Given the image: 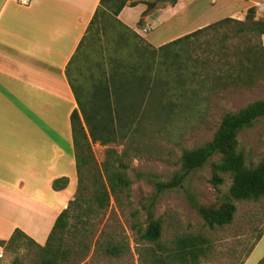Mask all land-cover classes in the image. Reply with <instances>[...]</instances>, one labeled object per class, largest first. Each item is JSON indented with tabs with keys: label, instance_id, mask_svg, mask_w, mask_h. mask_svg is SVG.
<instances>
[{
	"label": "rangeland",
	"instance_id": "obj_1",
	"mask_svg": "<svg viewBox=\"0 0 264 264\" xmlns=\"http://www.w3.org/2000/svg\"><path fill=\"white\" fill-rule=\"evenodd\" d=\"M251 7H255L254 20L264 21V0H177L176 5L160 1L147 15L156 17L158 13L160 17L155 22L149 20L151 29L148 32L140 31L155 45L171 35L192 31L223 18L245 21ZM147 16L141 17L144 24L138 26L139 29L146 25ZM236 28L237 24L233 23L220 27L219 31L233 34ZM98 29V37L92 43L97 53L85 58L83 72H94V77H98L97 65L103 57L107 64L123 65L127 62L137 64L142 70L149 58L142 49L143 42L149 43L145 37L142 41L127 35V31L120 29L111 17L99 21ZM248 35L253 44L264 45L262 35ZM238 41L239 37L233 39L235 43ZM85 45L81 53L88 50ZM123 69L127 70L126 67ZM161 76H167L169 84H157L152 97H148L143 104L139 118L134 117L131 124L118 130L116 140L107 144L99 141L92 144L94 158L101 169L108 160V150L116 152V166L131 184L118 188L111 195L108 206L102 211L99 208L94 211L99 213L85 215L79 210L72 213L69 219L71 227L64 232L58 245L65 252L64 258L58 256L57 264H151L153 251L162 255V247L169 248L178 236L185 234L201 235L207 241L206 255L200 258L198 264H264V198L232 199L237 208L233 221L213 229L205 226L203 218L191 204L194 199L204 206L219 207L230 198V174H221L224 182L220 185L211 181L212 166L219 156L213 157L203 168L191 172L183 185L158 195L154 216L162 222L161 243L158 245L141 238L147 226L144 206L156 193L153 181H167L179 172L183 150L211 140L227 111H238L264 98L262 68L255 69L252 79L238 86L219 87L216 75H212L207 88L204 85L197 89L196 83L195 91L191 90V81L185 84L190 91L186 90L187 87L182 89V85L174 80V72L173 77L163 72ZM188 76L192 80L190 73ZM130 99L131 94H128L125 102ZM171 101L179 102V105L170 109L168 103ZM123 117L126 118V115ZM238 140V149L248 166L264 162L263 118L252 127L243 129ZM80 213L81 219L76 217ZM112 245L120 247L121 253H108L106 249ZM2 248L0 259L3 264H12L15 258L22 264H39L41 257L48 255L25 241Z\"/></svg>",
	"mask_w": 264,
	"mask_h": 264
},
{
	"label": "trees",
	"instance_id": "obj_2",
	"mask_svg": "<svg viewBox=\"0 0 264 264\" xmlns=\"http://www.w3.org/2000/svg\"><path fill=\"white\" fill-rule=\"evenodd\" d=\"M160 1H169L172 5L177 4V0L100 1V6L86 35L67 67V77L79 105V108L75 109L71 115L78 170V185L74 199L57 217L45 245L38 244L22 230L16 229L8 240H0L1 247L25 241L34 245L41 253L47 252L48 255H43L39 264H57L58 256L64 258L65 252L58 245L62 242L64 232L71 227L69 219L72 213L76 210L83 211L85 215L99 213H94V211L98 208L102 211L108 206L111 195L118 188L130 186L131 181L116 166V152L112 149L108 150V160L101 169L94 158L92 144L98 141L107 144L116 140L118 130L131 124L134 117H140L142 114L140 104H145L147 98L152 97L157 84H169L167 76L163 78L161 72L166 75L170 74L171 77L174 72V80L182 85V89L187 87V91L190 90L185 84L191 81V90L195 91L196 83L197 89L203 88L204 85L207 88L212 75H216V83L219 87L238 86L252 79L255 69H264V45L253 44L252 38L248 35H263L264 21L254 20L255 7H251L245 21L230 17L223 18L158 48L143 42V52L149 58L144 62L142 70L137 64L127 62L123 65L121 63H115L117 64L115 65L113 62L107 64L103 57L102 62L97 65L100 74L98 77H94V72L82 71L85 58L97 53L92 43L100 32L99 21L111 17L120 29L127 31V35L143 41V37L124 25L118 16L127 5L135 6L139 2L147 5L142 13V16H147ZM233 23L237 24L233 34L228 31L220 33V27L223 28ZM143 24L142 19L139 20L138 26ZM237 37L240 41L233 42V39ZM84 45L88 47V50L81 53ZM125 67L127 70L123 69ZM189 73L192 80L188 76ZM128 94H131L134 99L125 102ZM192 97L195 96L192 95ZM168 105L172 109L178 106L179 102L176 104L171 101ZM136 107L138 110L135 109ZM123 115H126V118ZM261 118L264 119V98L249 103L238 111H227L211 140L201 146L183 150L181 170L167 181H153L156 193L151 202L144 206L147 212V226L141 234L142 239L158 245L161 243L162 222L154 216L158 195L165 190L183 185L191 172L203 168L215 156H219V159L213 163L211 181L215 185H220L224 182L221 174H230L232 177L229 189L231 199H226L219 207L204 206L192 200L191 204L203 218L205 226L213 229L215 226L231 223L237 210L232 199L258 200L264 198V162L254 167L248 166L244 155L238 149L239 133L245 128L252 127ZM67 182L66 178L56 180L54 188H64ZM76 217L81 219V213L76 214ZM206 244V239L201 235L178 236L172 246L162 247V255H157L155 251L152 252L151 264H198L200 258L206 255ZM106 251L112 255H118L121 253V248L112 245L108 246ZM0 264H3L1 259ZM12 264L22 263L15 258Z\"/></svg>",
	"mask_w": 264,
	"mask_h": 264
},
{
	"label": "crops",
	"instance_id": "obj_3",
	"mask_svg": "<svg viewBox=\"0 0 264 264\" xmlns=\"http://www.w3.org/2000/svg\"><path fill=\"white\" fill-rule=\"evenodd\" d=\"M100 1L0 0V240L20 229L45 245L76 193L71 115L79 105L67 67ZM146 8L127 5L118 19L152 46L191 32L152 44L138 27ZM159 17L149 15L145 24ZM63 178L67 185L54 188Z\"/></svg>",
	"mask_w": 264,
	"mask_h": 264
},
{
	"label": "built area",
	"instance_id": "obj_4",
	"mask_svg": "<svg viewBox=\"0 0 264 264\" xmlns=\"http://www.w3.org/2000/svg\"><path fill=\"white\" fill-rule=\"evenodd\" d=\"M150 29H151V26H149V24H146V25L143 27L142 31H143V32H148Z\"/></svg>",
	"mask_w": 264,
	"mask_h": 264
},
{
	"label": "bare ground",
	"instance_id": "obj_5",
	"mask_svg": "<svg viewBox=\"0 0 264 264\" xmlns=\"http://www.w3.org/2000/svg\"><path fill=\"white\" fill-rule=\"evenodd\" d=\"M263 7V6H262Z\"/></svg>",
	"mask_w": 264,
	"mask_h": 264
}]
</instances>
